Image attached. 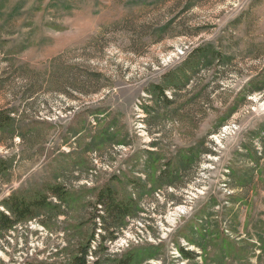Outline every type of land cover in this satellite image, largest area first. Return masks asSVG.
<instances>
[{
    "label": "rangeland",
    "instance_id": "rangeland-1",
    "mask_svg": "<svg viewBox=\"0 0 264 264\" xmlns=\"http://www.w3.org/2000/svg\"><path fill=\"white\" fill-rule=\"evenodd\" d=\"M0 111V209L68 191L0 264H264V0H0Z\"/></svg>",
    "mask_w": 264,
    "mask_h": 264
},
{
    "label": "trees",
    "instance_id": "trees-1",
    "mask_svg": "<svg viewBox=\"0 0 264 264\" xmlns=\"http://www.w3.org/2000/svg\"><path fill=\"white\" fill-rule=\"evenodd\" d=\"M12 122V118L6 112L0 111V130L6 128ZM6 168V162L0 159V173ZM170 169V162L165 165L160 176L159 181L166 180L172 174ZM51 197H55L60 201H66L68 198V191L60 185H53L47 187L44 192L35 194L33 197L24 196L18 193L11 194L4 199L2 205L4 210L0 209V233L4 230L13 228L15 225L26 220L35 219L38 215L52 207ZM97 204L101 206L102 213L98 214L103 221V227L109 234L124 223L126 218L133 213L132 199H120L117 191L112 185L107 184L101 188L96 195ZM96 204V205H97ZM93 238H89L84 246H79L78 254L73 258L69 264H89L87 255L91 247ZM105 239V238H104ZM187 255V252H184ZM134 252H128L122 255L116 264H134ZM27 264H37L28 262Z\"/></svg>",
    "mask_w": 264,
    "mask_h": 264
}]
</instances>
